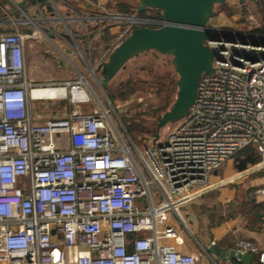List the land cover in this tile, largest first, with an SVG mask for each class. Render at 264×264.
<instances>
[{"label":"built area","instance_id":"built-area-1","mask_svg":"<svg viewBox=\"0 0 264 264\" xmlns=\"http://www.w3.org/2000/svg\"><path fill=\"white\" fill-rule=\"evenodd\" d=\"M107 14L123 25L114 48L135 28L166 24L161 12ZM28 38L0 34V264H202L179 250L170 215L242 150L253 147L264 158V45L244 37L207 42L223 61L202 76L189 113L142 152L127 145L103 110L36 123L33 102L62 91L71 104L90 97L84 77L30 82ZM236 251L259 248L240 240Z\"/></svg>","mask_w":264,"mask_h":264},{"label":"crops","instance_id":"crops-1","mask_svg":"<svg viewBox=\"0 0 264 264\" xmlns=\"http://www.w3.org/2000/svg\"><path fill=\"white\" fill-rule=\"evenodd\" d=\"M23 1L0 0V34L21 32L30 35L25 43L27 75L32 78L29 81L40 85L63 84L84 77L90 97L88 103L71 104L62 91L55 99L34 102L38 109L36 111V105L32 103L34 121L42 123L47 117H66L74 110L93 113L91 103L98 99L90 91L88 80L91 74H96L95 55L101 46V59L110 55L114 39L123 28L104 17L106 11L111 16L120 13L110 11L106 4L109 0H28L22 11L19 5ZM258 1L231 0L235 9L245 10L244 16L221 12L211 24L240 32L249 43L264 45V34L255 32L264 24L260 12L264 6L260 7ZM88 32H95V35L88 36ZM237 38L241 37L236 35ZM106 60L96 63L100 80L102 72L98 68ZM39 70H52L53 75H45L41 80ZM43 92L51 95L55 91ZM64 101L68 102L66 106H62ZM256 154L260 155L253 147L239 152L213 173L210 186L196 199L184 204L179 215L171 213L170 223L182 240V244L178 243L182 253L196 255L202 264H246L238 260L224 262L209 254L208 249L219 246L236 250L240 240H249L259 248L258 253L251 254L254 258L249 264H263L260 258L264 254V158L260 155L262 160H259ZM247 156L253 164L249 162L247 170L239 172L236 158Z\"/></svg>","mask_w":264,"mask_h":264},{"label":"water","instance_id":"water-1","mask_svg":"<svg viewBox=\"0 0 264 264\" xmlns=\"http://www.w3.org/2000/svg\"><path fill=\"white\" fill-rule=\"evenodd\" d=\"M243 2L244 0H240ZM24 0L19 7L25 11ZM228 0H139V12L146 9L161 11L166 24L159 28L138 27L115 47L108 61L99 66L104 68L100 86L105 91L110 82L122 67L145 51H154L159 55L171 56L172 65L178 75L177 97L172 107L158 121L156 139L165 126L180 121L190 111L198 91L199 82L204 74H214L215 60L223 58L213 50L207 42H221L222 39L236 41V35L244 34L224 30L211 25L217 16L216 7L224 5ZM109 50V47L107 48ZM157 109H154L155 114ZM250 158H236V168L239 172L247 170ZM253 164L252 162H250ZM55 233V232H53ZM224 262L238 260L249 264L254 256L241 255L236 250H225L219 246L208 249Z\"/></svg>","mask_w":264,"mask_h":264},{"label":"rangeland","instance_id":"rangeland-1","mask_svg":"<svg viewBox=\"0 0 264 264\" xmlns=\"http://www.w3.org/2000/svg\"><path fill=\"white\" fill-rule=\"evenodd\" d=\"M107 1V0H106ZM108 2V1H107ZM110 11H117L116 6L119 4H127L133 7H137L139 0H109L106 3ZM223 5L216 7L217 16L221 12H228ZM229 15V14H228ZM237 15L242 18L243 12H238ZM217 16L214 18L216 19ZM47 47H51L48 45ZM98 48V47H97ZM98 54L95 55V75L89 76V89L97 96L98 100H93L90 106L91 110H103L112 119L116 128L124 138L127 145L132 149L133 143L144 152L146 145L151 141H161L167 134L170 126L169 124L162 128L159 132V138L156 139L157 123L159 118L165 113L160 112L158 107H165L168 103V110L172 107L177 97V80L178 75L172 65L173 58L171 56L161 57L155 61L151 58L150 53H142L138 58L131 60L128 63V67L124 71H120L114 80L110 83V90L113 94V99L110 97L107 91H103L100 86V75L96 72V63L103 59H109L106 56L101 59L103 55L102 46L98 48ZM167 62L168 65H164ZM145 66L154 70V76H149L146 72H140V68ZM38 78L43 80L45 75H53L52 70H39ZM131 75V76H130ZM31 81V76L28 78ZM37 79V78H36ZM127 83V80H129ZM135 81V83H132ZM119 91H125L124 96H120ZM167 99L164 103L162 100ZM67 101L62 103V106H66ZM33 105L37 109V104ZM154 109L157 112L154 114ZM89 110V111H91ZM167 110V111H168ZM38 111V109L36 110ZM88 111V110H83ZM258 159L262 160V157L256 154ZM228 162V161H227Z\"/></svg>","mask_w":264,"mask_h":264},{"label":"trees","instance_id":"trees-1","mask_svg":"<svg viewBox=\"0 0 264 264\" xmlns=\"http://www.w3.org/2000/svg\"><path fill=\"white\" fill-rule=\"evenodd\" d=\"M260 7H262L263 8V6H264V1L263 0H259L258 1V3H257ZM108 6V5H107ZM223 7H225L226 9V11L228 12V14L229 15H235V14H237L239 11L237 10V9H235L234 7V5L232 4V2H231V0H228V2L226 3V4H224L223 5ZM116 8H117V12L118 13H120V14H123V15H128V16H140V17H145V16H148V15H150V14H156V13H159V12H161V11H159V10H152V9H146L144 12H139V6H137V7H133V6H130V5H127V4H119L118 5V7L116 6ZM260 9V8H259ZM242 12H243V14H245V10H241ZM260 12H261V14H262V16H264V9L262 10V9H260ZM263 23H264V21H263ZM255 32H257V33H261V34H264V24H263V26L262 27H260L259 29H257V30H255ZM118 75V74H117ZM116 75V76H117ZM115 76V77H116ZM113 80H114V78H113ZM112 80V81H113ZM111 81V82H112ZM110 86V85H109ZM109 86L107 87V88H105V90L107 91V93H108V95H109V97H110V100H112L114 97H113V94H112V91L110 90V88H109ZM164 103L167 101V99H163L162 100ZM168 103L165 105V107L163 106V108L162 107H158V110L160 111V112H167V110H168ZM161 118V117H160ZM159 118V119H160ZM159 121V120H158ZM158 124V123H157ZM156 124V125H157ZM246 149H248V148H246ZM245 149V150H246ZM235 264H241L240 262H235Z\"/></svg>","mask_w":264,"mask_h":264},{"label":"flooded vegetation","instance_id":"flooded-vegetation-1","mask_svg":"<svg viewBox=\"0 0 264 264\" xmlns=\"http://www.w3.org/2000/svg\"><path fill=\"white\" fill-rule=\"evenodd\" d=\"M143 53H150L151 55V58H153L155 61H157V60H159L161 57H166L165 55H159V54H157V53H155L154 51H145V52H143ZM141 55V54H140ZM139 55V56H140ZM139 56H137V57H133L132 59H130L126 64H125V67H122L120 70H119V72L120 71H124V70H126L127 69V67H128V63L131 61V60H133V59H135V58H138ZM106 61H108V59L106 60ZM164 65H168V63L167 62H164ZM101 72H102V74H103V72H104V68H102L101 69ZM118 72V73H119ZM140 72H146L149 76H154V70L153 69H151V68H146L145 66H142L141 68H140ZM131 76V75H130ZM129 81H130V79L129 80H127V83H129ZM111 83V82H110ZM132 83H135V81H132ZM110 85V84H109ZM119 93H120V96H124L125 95V91H119Z\"/></svg>","mask_w":264,"mask_h":264}]
</instances>
